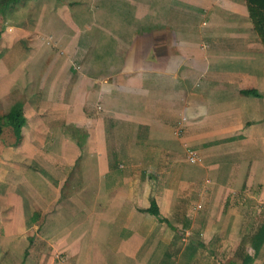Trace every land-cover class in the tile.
I'll list each match as a JSON object with an SVG mask.
<instances>
[{"label": "crops", "instance_id": "obj_1", "mask_svg": "<svg viewBox=\"0 0 264 264\" xmlns=\"http://www.w3.org/2000/svg\"><path fill=\"white\" fill-rule=\"evenodd\" d=\"M6 1L0 115L26 122L0 134V264H264L245 2Z\"/></svg>", "mask_w": 264, "mask_h": 264}, {"label": "trees", "instance_id": "obj_2", "mask_svg": "<svg viewBox=\"0 0 264 264\" xmlns=\"http://www.w3.org/2000/svg\"><path fill=\"white\" fill-rule=\"evenodd\" d=\"M19 0H7V3H16ZM245 2L247 15L252 24L253 32L256 36V39L259 41L263 53H264V0H243ZM244 96H259L256 92L252 91H243L241 92ZM25 118L23 115L22 107L19 104H15L5 115H0V134L3 127H10L16 137L20 138L21 129L25 125ZM149 212L154 214L161 219L159 212H156L154 208L149 209Z\"/></svg>", "mask_w": 264, "mask_h": 264}, {"label": "built area", "instance_id": "obj_3", "mask_svg": "<svg viewBox=\"0 0 264 264\" xmlns=\"http://www.w3.org/2000/svg\"><path fill=\"white\" fill-rule=\"evenodd\" d=\"M186 160L189 164L195 165L201 162V158L190 147L186 148Z\"/></svg>", "mask_w": 264, "mask_h": 264}, {"label": "rangeland", "instance_id": "obj_4", "mask_svg": "<svg viewBox=\"0 0 264 264\" xmlns=\"http://www.w3.org/2000/svg\"><path fill=\"white\" fill-rule=\"evenodd\" d=\"M175 7H176V8H179V7L175 6V5H171V6H170L172 12H174V13H179V11H175V10H176ZM190 14H191L192 17H194V18L197 17V14H196L195 12H190ZM182 17L184 18V15H182ZM189 19H192V18L189 16Z\"/></svg>", "mask_w": 264, "mask_h": 264}]
</instances>
